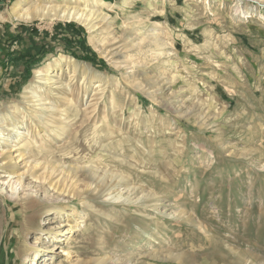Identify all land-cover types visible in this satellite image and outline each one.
<instances>
[{
  "label": "rangeland",
  "instance_id": "374dc122",
  "mask_svg": "<svg viewBox=\"0 0 264 264\" xmlns=\"http://www.w3.org/2000/svg\"><path fill=\"white\" fill-rule=\"evenodd\" d=\"M22 1L0 6V129L21 132L0 141V264H264V0H85L91 30L48 16L65 0L17 20ZM25 30L35 55L15 53ZM53 119L71 130L41 142Z\"/></svg>",
  "mask_w": 264,
  "mask_h": 264
},
{
  "label": "bare ground",
  "instance_id": "6f19581e",
  "mask_svg": "<svg viewBox=\"0 0 264 264\" xmlns=\"http://www.w3.org/2000/svg\"><path fill=\"white\" fill-rule=\"evenodd\" d=\"M83 1H85V0H65L62 3L63 5H61V4H57L56 5L54 3H53V5H51L50 3H52V1H49L48 2L49 4L44 6V10L51 11L50 9H53L52 10V12L54 13V15L52 14L53 16H57V17H59V19L67 21V22H76V23L86 27L88 30H91V29L95 28V27H93V23H92V20H93L92 19V11L90 9L86 8V7H83V8H79L78 7V6H80L83 3ZM86 2H89V1H86ZM33 4H34V0H23L22 2L16 3L14 5L13 9H12V13L14 15V18L17 19V20L18 19H22L24 21L25 20H31V18L28 15H26V13H27L26 11H27V7H30ZM91 5L97 7L98 5L99 6L100 5H104V3H103L102 0H95V1H91ZM112 9L113 8H111V7H108V8L107 7H101L100 12L101 13L112 14V12H113ZM38 10H40V9H38ZM21 11L23 13H21ZM29 11H31V10H29ZM46 11H45V13H46ZM47 13H48V11H47ZM40 15L41 14H39L38 17L41 18ZM45 16H47V15H45ZM45 16L42 15L43 18ZM48 16H50V14ZM32 20H33V18H32ZM35 20H37V19H35ZM61 66H63L61 62H55L53 64H48V66L46 68V72L47 73H51L55 69H57V68H59ZM42 76L43 75H42L41 72H39V71L35 72L34 77L37 79L36 81L38 82L39 85H41V87L50 88V87L53 86L54 90H59V91H66L68 89L70 90L68 85H65L64 83H61L58 79H53V78H44V79H42ZM53 87H52V89H53ZM100 87H102L101 84L97 83L94 89H98ZM40 92H41V88L40 87H33V89H31L30 91L27 90V93L31 95L30 97H28V99H32L33 100V99L39 98L38 94ZM40 101L41 100H37L36 101L37 104L35 105L38 108L37 110L39 112H43V113L54 112L51 109L53 106L49 107V105H48L49 103L40 104L41 103ZM46 105H48V106H46ZM45 126H46V129H44V132L39 135L40 137H37V138H39V140L41 142H45V141L51 140V137H53V134H55L56 131H58V136L60 137V139H63L65 137V135L69 132V130H71L70 129V125H65V126H63V127L58 129L57 123H56V121L54 119L52 121L47 122ZM18 128H20V127H15L13 125L8 127V128L1 127V129H0V141H2V142H8L9 141V136H7V135L4 136V134L2 133V129L4 131H8L11 135L12 134L20 135L21 132L19 131ZM26 145H27L26 148L32 147L33 145L37 146V139L25 137L23 140H18V142L15 144V147H13V149L8 153L9 154V156H8L9 159L11 161L12 160L15 161L16 159H18L19 161L20 160L21 161L24 160V156L22 155L21 150ZM6 155H7L6 152L0 151V156H2L1 159H4V157ZM28 164H29V162H28ZM43 170L46 171V168L44 167ZM25 172H27V169L25 170ZM49 173H50L49 174L50 176L55 175L56 177H58L59 174L62 173V171L57 172V170L51 169V171ZM20 179H22V178L17 176V181L18 182L21 181ZM45 179H44V181H45ZM16 187L13 188V186H12V187H10V190H9L8 193L5 192L6 190L4 191V193L9 194L10 199L17 198L15 196L16 195V193H15ZM75 232H76V230H74V231L71 230L68 233V235L66 236V238H64V241H59V242H62V244H63V242H69L70 240H72L73 234H75ZM65 244H67V243H65ZM62 253H64L63 255H67L68 256L67 250H62Z\"/></svg>",
  "mask_w": 264,
  "mask_h": 264
},
{
  "label": "crops",
  "instance_id": "0c3cea01",
  "mask_svg": "<svg viewBox=\"0 0 264 264\" xmlns=\"http://www.w3.org/2000/svg\"><path fill=\"white\" fill-rule=\"evenodd\" d=\"M113 2V3H110ZM3 0H0V6L3 4ZM103 2L105 4H109L113 6V13L116 14L117 11L121 12V13H125L126 11H129L133 5L136 3V0H122L119 3L116 2V0H103ZM124 2V4H123ZM14 29V28H13ZM70 31H68V29H64L62 28V30H60V33L62 35H65L67 33H69ZM57 34V32H56ZM7 35L4 33V31L2 30V27L0 26V60L4 58L6 50H2L3 49V39L6 37ZM19 41L16 45V50L15 53L17 54H30V55H35V53L40 52L39 51V47L41 46L42 43V36H37L36 33L30 35L26 30L22 31L21 33L19 32ZM45 38H48L47 35H45ZM56 39V38H55ZM54 39V40H55ZM52 40V39H51ZM50 42V40H48ZM15 53H13L12 58L15 57ZM17 64V63H16ZM21 71L23 68H20Z\"/></svg>",
  "mask_w": 264,
  "mask_h": 264
},
{
  "label": "built area",
  "instance_id": "2783aa9c",
  "mask_svg": "<svg viewBox=\"0 0 264 264\" xmlns=\"http://www.w3.org/2000/svg\"><path fill=\"white\" fill-rule=\"evenodd\" d=\"M13 0H4L6 4H10Z\"/></svg>",
  "mask_w": 264,
  "mask_h": 264
}]
</instances>
